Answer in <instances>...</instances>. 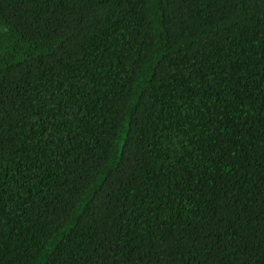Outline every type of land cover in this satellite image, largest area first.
<instances>
[{
  "label": "trees",
  "instance_id": "1",
  "mask_svg": "<svg viewBox=\"0 0 264 264\" xmlns=\"http://www.w3.org/2000/svg\"><path fill=\"white\" fill-rule=\"evenodd\" d=\"M0 264H264V0H0Z\"/></svg>",
  "mask_w": 264,
  "mask_h": 264
}]
</instances>
